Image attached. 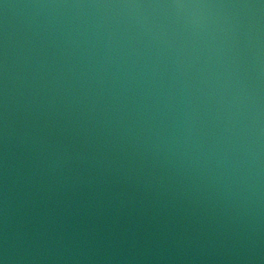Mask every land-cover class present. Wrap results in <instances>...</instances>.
Returning <instances> with one entry per match:
<instances>
[{
  "label": "water",
  "instance_id": "water-1",
  "mask_svg": "<svg viewBox=\"0 0 264 264\" xmlns=\"http://www.w3.org/2000/svg\"><path fill=\"white\" fill-rule=\"evenodd\" d=\"M0 260L264 264V0H0Z\"/></svg>",
  "mask_w": 264,
  "mask_h": 264
},
{
  "label": "clouds",
  "instance_id": "clouds-1",
  "mask_svg": "<svg viewBox=\"0 0 264 264\" xmlns=\"http://www.w3.org/2000/svg\"><path fill=\"white\" fill-rule=\"evenodd\" d=\"M0 264H5V261L4 260H0Z\"/></svg>",
  "mask_w": 264,
  "mask_h": 264
}]
</instances>
